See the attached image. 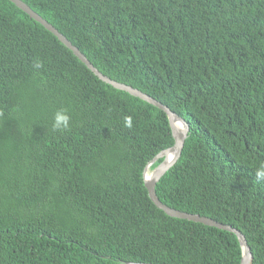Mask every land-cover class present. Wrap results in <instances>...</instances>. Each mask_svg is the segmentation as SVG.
<instances>
[{"label": "trees", "instance_id": "16d2710c", "mask_svg": "<svg viewBox=\"0 0 264 264\" xmlns=\"http://www.w3.org/2000/svg\"><path fill=\"white\" fill-rule=\"evenodd\" d=\"M22 1L187 121L157 196L240 230L264 264V0ZM61 108L70 127L53 131ZM173 144L166 112L0 0V264H240L234 232L151 200L143 171Z\"/></svg>", "mask_w": 264, "mask_h": 264}, {"label": "water", "instance_id": "95a60500", "mask_svg": "<svg viewBox=\"0 0 264 264\" xmlns=\"http://www.w3.org/2000/svg\"><path fill=\"white\" fill-rule=\"evenodd\" d=\"M15 5H17L20 9L25 11L31 18L35 19L39 23H41L46 29L54 33L58 37V39L68 47L90 70H92L95 75H97L101 80L106 83L111 84L112 86L125 90L131 95L139 97L148 103L162 109L166 112L169 123L172 129V134L174 137V144L173 146L163 150L160 152L144 169L143 171V179L145 186L148 190V194L153 201V203L160 209H162L166 214L172 217L188 219L195 222L203 223L205 225L214 226L219 229L228 230L234 232L241 245L242 249V258L240 264H253V254L248 245L246 237L244 234L232 227L229 224H224L219 221H216L207 216H201L199 214L188 213L185 211H181L175 208H172L165 203H163L156 194V184L161 179V177L178 161L179 157L181 156L182 149L184 147L185 140L188 136L189 132V125L187 121L177 114L176 112L172 111L168 106L164 105L162 102L156 100L152 96L144 93L143 91L134 88L130 85L125 83L116 81L114 79L109 78L108 76L102 74L89 60L88 58L82 53L79 48L74 45L64 34H62L58 29H56L52 24H50L46 19H44L41 15L35 12L30 6H28L22 0H10ZM179 126H183L181 131L178 129ZM160 157H163V160L160 164H158L155 168L150 169L152 164L155 163ZM125 264H155V263H141V262H126Z\"/></svg>", "mask_w": 264, "mask_h": 264}, {"label": "clouds", "instance_id": "9594fccd", "mask_svg": "<svg viewBox=\"0 0 264 264\" xmlns=\"http://www.w3.org/2000/svg\"><path fill=\"white\" fill-rule=\"evenodd\" d=\"M42 67V62L37 60L36 63L34 64L35 69H39ZM70 121L71 117L68 114L67 109H58L53 116V121H52V130L53 131H65L68 130L70 127ZM124 125L125 127L131 128L132 127V117L131 116H126L124 118ZM256 177L258 180H264V164H261L257 169H256Z\"/></svg>", "mask_w": 264, "mask_h": 264}, {"label": "bare ground", "instance_id": "6f19581e", "mask_svg": "<svg viewBox=\"0 0 264 264\" xmlns=\"http://www.w3.org/2000/svg\"><path fill=\"white\" fill-rule=\"evenodd\" d=\"M183 128V126H179L178 129L181 131V129Z\"/></svg>", "mask_w": 264, "mask_h": 264}, {"label": "rangeland", "instance_id": "374dc122", "mask_svg": "<svg viewBox=\"0 0 264 264\" xmlns=\"http://www.w3.org/2000/svg\"><path fill=\"white\" fill-rule=\"evenodd\" d=\"M151 169V168H150Z\"/></svg>", "mask_w": 264, "mask_h": 264}]
</instances>
